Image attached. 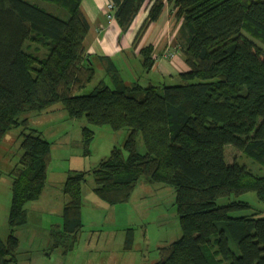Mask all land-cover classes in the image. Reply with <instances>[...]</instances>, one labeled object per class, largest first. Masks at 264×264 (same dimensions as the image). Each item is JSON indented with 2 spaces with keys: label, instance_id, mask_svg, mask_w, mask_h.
<instances>
[{
  "label": "trees",
  "instance_id": "obj_1",
  "mask_svg": "<svg viewBox=\"0 0 264 264\" xmlns=\"http://www.w3.org/2000/svg\"><path fill=\"white\" fill-rule=\"evenodd\" d=\"M146 1H109L122 32L130 30ZM82 2L0 0V144L13 129L24 128L22 156L9 173L10 236L6 243L0 237V264H18L16 231L28 224L26 205L40 199L48 181L52 145L21 116L59 104L71 119L85 118L90 126L130 130L123 148H114L93 171L94 192L103 202L129 203L142 179L174 189L182 237L160 247L157 264H264V218L231 216L251 209L245 202L217 203L249 192L264 203V177L226 158V147L232 146L264 167V48L256 43L264 45V0H155L141 33L167 5L182 20L181 47L190 69L181 74L182 84L143 87L107 73L109 84L99 83L88 95L79 93L94 81L96 67L86 56L89 23ZM29 41L46 55L25 51ZM152 52L141 51L147 70ZM139 135L145 154L138 151ZM94 139V131L84 127L85 155ZM88 173L70 172L65 181L69 201L62 226L50 229L53 250L66 254L78 242ZM133 245L130 227L125 251Z\"/></svg>",
  "mask_w": 264,
  "mask_h": 264
},
{
  "label": "rangeland",
  "instance_id": "obj_2",
  "mask_svg": "<svg viewBox=\"0 0 264 264\" xmlns=\"http://www.w3.org/2000/svg\"><path fill=\"white\" fill-rule=\"evenodd\" d=\"M41 6L61 18L63 11L50 3ZM62 12V13H61ZM61 13V14H60ZM256 43L264 48L258 41ZM35 44L26 42L25 51L34 52L43 58V49L35 50ZM172 55V54H170ZM129 63L123 68L128 74L133 73ZM101 66L96 67L94 81L82 90L80 95L93 92L99 83L109 84V75ZM177 79L165 86L181 85ZM163 89L164 85H156ZM27 119L30 128L40 133L52 145L48 165V181L44 194L38 201L26 205L29 223L16 231L20 240L18 264H157L160 261V247L170 245L182 237L178 212L175 203V191L163 185H147L142 179L129 203L111 206L95 194L96 187L93 171L101 161L109 158L114 148H123L130 130L113 131L109 126L93 127L87 120L71 119L59 104L42 113H29L21 116ZM90 127L95 139L90 146V154H84L83 128ZM23 127L13 129L0 144V237L6 243L10 236L9 215L12 204L11 170L20 162ZM138 151L145 154L141 135L138 137ZM126 156L128 155L125 153ZM228 163H238L254 176L264 177V167L254 159L244 155L232 146L226 147ZM89 172L83 186V230L78 235V242L73 250L64 253L62 249H52L50 229L62 223L63 205L69 201L64 194V184L70 172ZM234 202H245L249 210L231 213L233 217L254 216L264 218V203L259 201L255 192L240 196L222 198L219 206ZM134 230L132 251H125L127 229ZM215 240V238H214ZM239 255L237 245H230ZM26 255V257H25ZM224 262V263H223ZM222 264H231L223 261Z\"/></svg>",
  "mask_w": 264,
  "mask_h": 264
},
{
  "label": "crops",
  "instance_id": "obj_3",
  "mask_svg": "<svg viewBox=\"0 0 264 264\" xmlns=\"http://www.w3.org/2000/svg\"><path fill=\"white\" fill-rule=\"evenodd\" d=\"M109 1L83 0L81 3V10L89 23V32L85 41L86 56L92 60L95 67L101 66L106 74L117 73L126 83H139L143 87L155 86V84L165 86L169 82L181 79V74L190 70L181 47L186 42V33L182 31L183 23L182 20L175 18L174 11L169 5L165 7L161 18L147 26L141 33L155 2V0H147L130 30L124 33L116 19L109 22L107 18ZM149 47L153 49L151 56L153 65L147 70L143 65L141 51ZM125 63L133 66L129 69L133 73L128 74L125 71L123 68ZM62 224L63 219L57 226L60 227ZM24 250L26 254L30 253V250ZM24 250L19 253L22 254Z\"/></svg>",
  "mask_w": 264,
  "mask_h": 264
},
{
  "label": "built area",
  "instance_id": "obj_4",
  "mask_svg": "<svg viewBox=\"0 0 264 264\" xmlns=\"http://www.w3.org/2000/svg\"><path fill=\"white\" fill-rule=\"evenodd\" d=\"M115 10H116L115 5L112 2H109L107 4V12H108L107 18H108L109 22L115 21Z\"/></svg>",
  "mask_w": 264,
  "mask_h": 264
}]
</instances>
